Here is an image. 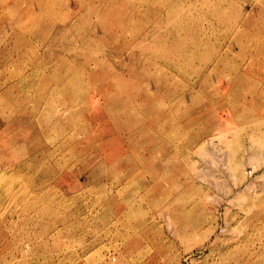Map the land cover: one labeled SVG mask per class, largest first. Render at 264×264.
Here are the masks:
<instances>
[{
  "label": "rangeland",
  "instance_id": "obj_1",
  "mask_svg": "<svg viewBox=\"0 0 264 264\" xmlns=\"http://www.w3.org/2000/svg\"><path fill=\"white\" fill-rule=\"evenodd\" d=\"M0 264H264V0H0Z\"/></svg>",
  "mask_w": 264,
  "mask_h": 264
},
{
  "label": "bare ground",
  "instance_id": "obj_2",
  "mask_svg": "<svg viewBox=\"0 0 264 264\" xmlns=\"http://www.w3.org/2000/svg\"><path fill=\"white\" fill-rule=\"evenodd\" d=\"M144 10V9H143ZM254 82H256V81H254ZM257 84H258V81L256 82V87H255V91H256V95H254L255 96V98H254V112H255V134L257 135L258 134V136H259V133L261 132H259V130H260V128H261V124H260V119H261V112H260V103H261V92H259V89H258V87H257ZM37 86V85H36ZM254 91V92H255ZM254 92H253V94H254ZM263 95V94H262ZM252 97H253V95H252ZM47 103V102H46ZM253 108V107H252ZM43 115V114H42ZM52 117V116H51ZM55 117V116H54ZM50 118V117H49ZM56 118V117H55ZM52 119H53V117H52ZM50 120V119H49ZM48 119H47V122L49 121ZM53 121V120H52ZM58 122V121H57ZM52 124V123H51ZM55 124V123H54ZM45 125V124H44ZM70 125V124H69ZM45 133V132H44ZM43 135V134H42ZM258 146V145H257ZM257 148V147H256ZM256 150V149H255ZM259 150V149H258ZM259 153V152H258ZM255 154H256V152H255ZM260 154V153H259ZM253 156V155H252ZM254 157V156H253ZM259 158V157H258ZM124 161H126V160H124Z\"/></svg>",
  "mask_w": 264,
  "mask_h": 264
}]
</instances>
